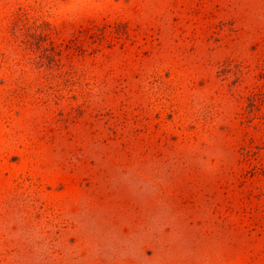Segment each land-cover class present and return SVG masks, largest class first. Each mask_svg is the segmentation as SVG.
I'll list each match as a JSON object with an SVG mask.
<instances>
[{"label":"rangeland","instance_id":"rangeland-1","mask_svg":"<svg viewBox=\"0 0 264 264\" xmlns=\"http://www.w3.org/2000/svg\"><path fill=\"white\" fill-rule=\"evenodd\" d=\"M0 264H264V0H0Z\"/></svg>","mask_w":264,"mask_h":264}]
</instances>
